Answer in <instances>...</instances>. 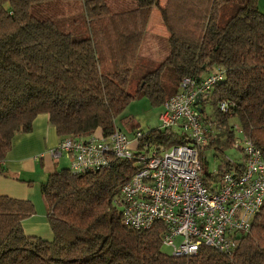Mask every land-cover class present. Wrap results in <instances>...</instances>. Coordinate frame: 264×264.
Returning a JSON list of instances; mask_svg holds the SVG:
<instances>
[{"label": "trees", "instance_id": "obj_1", "mask_svg": "<svg viewBox=\"0 0 264 264\" xmlns=\"http://www.w3.org/2000/svg\"><path fill=\"white\" fill-rule=\"evenodd\" d=\"M47 1L0 0V174L13 138L30 132L38 114L60 140L97 131L108 137L121 131L116 119L131 99L162 106L183 77L200 80L216 69L223 79L199 106L208 130L199 156L203 182L213 172L205 150L232 148L236 126L264 157V12L257 0H135L126 10H112L109 0H79V12L36 15ZM154 5L169 46L158 62L139 55ZM137 132L140 147L185 143L179 130L159 125L134 128L132 136ZM221 161L235 171L243 165L241 154ZM137 168L135 160L113 157L98 170L50 173L42 188L50 238L24 233L22 220L34 214L30 201L0 195V264H264V205L229 252L201 246L173 256L162 250V223L125 225L120 187Z\"/></svg>", "mask_w": 264, "mask_h": 264}, {"label": "built area", "instance_id": "obj_2", "mask_svg": "<svg viewBox=\"0 0 264 264\" xmlns=\"http://www.w3.org/2000/svg\"><path fill=\"white\" fill-rule=\"evenodd\" d=\"M222 79L221 69L200 80L185 76L178 91L163 103L159 127L179 130L184 144L140 147L141 132L129 138L116 130L108 137L63 138L50 155L68 157L74 173L98 170L113 157L135 160L138 168L120 187L125 225L149 228L162 223V245L173 256L193 255L201 246L229 252L235 245L233 237L249 230L264 205V157L236 126L240 138L236 137L232 149L243 157L240 171L228 169V163L221 161L220 169L203 182L199 156L208 143V130L199 106ZM228 104L220 102L219 109L226 112Z\"/></svg>", "mask_w": 264, "mask_h": 264}, {"label": "crops", "instance_id": "obj_3", "mask_svg": "<svg viewBox=\"0 0 264 264\" xmlns=\"http://www.w3.org/2000/svg\"><path fill=\"white\" fill-rule=\"evenodd\" d=\"M257 5L259 10L264 12V0H257ZM157 122L159 125V120ZM133 129H130L131 135ZM94 135L103 137L100 131ZM59 140L46 114H38L33 120L30 132L15 135L11 148L2 162L6 175L0 174V195L28 200L34 208V214L22 220V228L26 235L51 237L42 188L50 173L69 165L68 157L62 155L53 158L50 155V150Z\"/></svg>", "mask_w": 264, "mask_h": 264}, {"label": "rangeland", "instance_id": "obj_4", "mask_svg": "<svg viewBox=\"0 0 264 264\" xmlns=\"http://www.w3.org/2000/svg\"><path fill=\"white\" fill-rule=\"evenodd\" d=\"M116 2V3H115ZM164 0H159L163 4ZM109 6L112 10H126L136 6L135 0H109ZM82 9L81 1H60L53 0L36 5L33 12L42 17L62 16L67 13L79 12ZM168 33L160 17L159 7L154 5L151 8L149 20L147 22L146 33L142 38L139 55L145 58L154 59L156 62L163 59L169 51ZM162 109L160 104H152L145 96H139L131 99L121 115L117 117V127L129 137H131V128L136 130H147L158 125L157 120ZM206 169L210 172L218 170L221 166L223 157H229L233 160L239 157V152L232 148H222L220 152L212 148L205 150ZM165 253L170 248L162 245Z\"/></svg>", "mask_w": 264, "mask_h": 264}]
</instances>
